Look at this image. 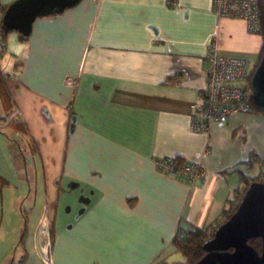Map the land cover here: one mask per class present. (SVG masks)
<instances>
[{
  "label": "crops",
  "instance_id": "obj_1",
  "mask_svg": "<svg viewBox=\"0 0 264 264\" xmlns=\"http://www.w3.org/2000/svg\"><path fill=\"white\" fill-rule=\"evenodd\" d=\"M213 33L220 54L255 64L261 36L211 0H78L26 37L6 33L0 62L13 42L28 58L0 68V264H43L48 244L53 264H154L179 226L222 223L241 174L264 161V114L191 130ZM174 155L202 179L155 168Z\"/></svg>",
  "mask_w": 264,
  "mask_h": 264
},
{
  "label": "built area",
  "instance_id": "obj_2",
  "mask_svg": "<svg viewBox=\"0 0 264 264\" xmlns=\"http://www.w3.org/2000/svg\"><path fill=\"white\" fill-rule=\"evenodd\" d=\"M260 3L261 0H211V11L217 17L240 18L244 20L249 33L259 35L262 16ZM3 11V4L0 2V21ZM214 36L215 33L207 42L203 103L201 107L192 112L190 117V128L196 132L208 133L212 124L224 123L233 113L256 112L249 84V76H251L254 65L240 56L220 54L217 51ZM5 51L6 45L0 30V58ZM17 112L15 109L11 117ZM153 164L158 171L185 181L189 185L200 181L204 173L200 163L184 161L175 155L154 157ZM47 222L48 215L45 209L38 229ZM175 236L178 238L185 236L183 226L178 227ZM39 255L43 264H53L49 244Z\"/></svg>",
  "mask_w": 264,
  "mask_h": 264
},
{
  "label": "water",
  "instance_id": "obj_3",
  "mask_svg": "<svg viewBox=\"0 0 264 264\" xmlns=\"http://www.w3.org/2000/svg\"><path fill=\"white\" fill-rule=\"evenodd\" d=\"M78 0H15L2 15V25L26 37L36 17L61 13ZM264 8V0H262ZM251 99L264 114V50L250 76ZM260 239V252L248 240ZM204 255L194 264H264V182H251L235 211L203 243Z\"/></svg>",
  "mask_w": 264,
  "mask_h": 264
},
{
  "label": "trees",
  "instance_id": "obj_4",
  "mask_svg": "<svg viewBox=\"0 0 264 264\" xmlns=\"http://www.w3.org/2000/svg\"><path fill=\"white\" fill-rule=\"evenodd\" d=\"M6 7L7 5H4L3 10H5ZM260 8H261L262 16H261V30H260L259 35L262 38V46H261V51L259 53V56L253 66V69L257 64L262 51L264 50V8H263L262 0L260 3ZM0 30H1L3 39L5 38L6 33L10 31L4 28L1 21H0ZM0 80H2L1 73H0ZM1 92H2V85L0 83V93ZM253 106L256 112H259L254 104ZM254 162L257 163L259 170L256 172H252V173L248 172V173L241 174L242 187L235 190L232 197L228 200L227 208L224 211L225 219L222 221V223L235 211V209L237 208L238 204L241 201V198L245 190L247 189L248 185L251 182H254V181L264 182V161L259 159L257 156H254ZM251 167L252 165L249 168ZM219 225H215L214 227H211V228H199L193 225H188L186 227H183V229L185 230V236L179 237V238L177 236H174L172 240L171 245H172L173 252H180L183 255L184 257L183 264H194L204 255L203 243L212 236L215 228L218 227ZM248 243L252 247H254L257 252H260L261 244H260L259 238L250 239L248 240ZM154 264H168V263L165 260V258H162L154 262Z\"/></svg>",
  "mask_w": 264,
  "mask_h": 264
},
{
  "label": "clouds",
  "instance_id": "obj_5",
  "mask_svg": "<svg viewBox=\"0 0 264 264\" xmlns=\"http://www.w3.org/2000/svg\"><path fill=\"white\" fill-rule=\"evenodd\" d=\"M13 56L26 60L28 58V44L22 42H13L10 44L8 54H6L4 61L0 62V68L5 71H10L12 64L15 62Z\"/></svg>",
  "mask_w": 264,
  "mask_h": 264
},
{
  "label": "rangeland",
  "instance_id": "obj_6",
  "mask_svg": "<svg viewBox=\"0 0 264 264\" xmlns=\"http://www.w3.org/2000/svg\"><path fill=\"white\" fill-rule=\"evenodd\" d=\"M19 244V241L17 245ZM168 264H183L184 263V257L180 252H170V255L168 258L165 259Z\"/></svg>",
  "mask_w": 264,
  "mask_h": 264
}]
</instances>
